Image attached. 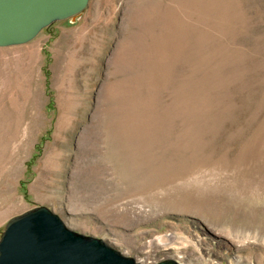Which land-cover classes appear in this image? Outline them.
Returning a JSON list of instances; mask_svg holds the SVG:
<instances>
[{
	"label": "rangeland",
	"instance_id": "1",
	"mask_svg": "<svg viewBox=\"0 0 264 264\" xmlns=\"http://www.w3.org/2000/svg\"><path fill=\"white\" fill-rule=\"evenodd\" d=\"M41 205L147 264H264V0H90L0 47V239Z\"/></svg>",
	"mask_w": 264,
	"mask_h": 264
},
{
	"label": "water",
	"instance_id": "2",
	"mask_svg": "<svg viewBox=\"0 0 264 264\" xmlns=\"http://www.w3.org/2000/svg\"><path fill=\"white\" fill-rule=\"evenodd\" d=\"M90 0H0V47L21 45L59 20L75 18ZM0 264H147L103 238L72 229L41 205L12 217L0 239ZM156 264H179L164 259Z\"/></svg>",
	"mask_w": 264,
	"mask_h": 264
},
{
	"label": "bare ground",
	"instance_id": "3",
	"mask_svg": "<svg viewBox=\"0 0 264 264\" xmlns=\"http://www.w3.org/2000/svg\"><path fill=\"white\" fill-rule=\"evenodd\" d=\"M160 239V238H159ZM143 249V248H142ZM150 262V261H149Z\"/></svg>",
	"mask_w": 264,
	"mask_h": 264
}]
</instances>
